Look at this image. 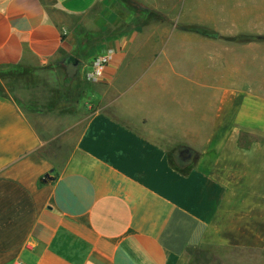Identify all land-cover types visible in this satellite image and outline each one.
<instances>
[{
  "label": "crops",
  "instance_id": "1",
  "mask_svg": "<svg viewBox=\"0 0 264 264\" xmlns=\"http://www.w3.org/2000/svg\"><path fill=\"white\" fill-rule=\"evenodd\" d=\"M263 15L264 0H0V67L66 69L59 89H82L61 114L0 97V264H189L201 248L264 264ZM83 29L114 52L97 83Z\"/></svg>",
  "mask_w": 264,
  "mask_h": 264
},
{
  "label": "rangeland",
  "instance_id": "2",
  "mask_svg": "<svg viewBox=\"0 0 264 264\" xmlns=\"http://www.w3.org/2000/svg\"><path fill=\"white\" fill-rule=\"evenodd\" d=\"M79 37V43L77 44V50L75 52L78 53V55L76 54L77 57L84 58L86 52H89V55L91 53V57L88 55V58H84L79 68L82 73H85L91 70L92 56L102 53V35L94 30L83 29ZM24 69H28L29 73L22 75L16 81L11 78L0 80V92L24 101L33 100L44 97L45 94L50 95L52 92L48 91L52 89L49 90V87L59 89L62 81H66V79L71 78L73 75L71 71L62 68H22L21 71ZM248 255L251 256L250 253L245 252L225 251L216 253L210 248H201L195 252L189 264H224V262L230 264Z\"/></svg>",
  "mask_w": 264,
  "mask_h": 264
},
{
  "label": "trees",
  "instance_id": "3",
  "mask_svg": "<svg viewBox=\"0 0 264 264\" xmlns=\"http://www.w3.org/2000/svg\"><path fill=\"white\" fill-rule=\"evenodd\" d=\"M144 16H145V20H148L149 18H155V19L159 18V15L156 13H145ZM189 31H194V32L200 31L202 35L207 36V37L216 38L219 36L218 34L208 29L194 28ZM22 68L23 67H13V68H5V67L1 68L0 67V80L11 78L14 81H16L20 79L19 77L29 73L28 69H24L21 71ZM4 70L5 71L7 70V72H5ZM49 90L51 91H48V92H52V93L50 95L45 94V96L41 98H35L33 100H28V101L20 100L18 98H13V99L14 101H16V103L18 104L20 108L28 112H40V113L57 112L58 114H61V113H69L71 110V106H72L71 102H77L81 100V97H82V89H76L75 87L73 88L71 87L68 89H61V90L53 89L49 87ZM0 97L9 98L10 96L6 95L5 93L0 92Z\"/></svg>",
  "mask_w": 264,
  "mask_h": 264
},
{
  "label": "built area",
  "instance_id": "4",
  "mask_svg": "<svg viewBox=\"0 0 264 264\" xmlns=\"http://www.w3.org/2000/svg\"><path fill=\"white\" fill-rule=\"evenodd\" d=\"M114 52L108 50L105 54L97 56L91 66V70L85 72L87 82L97 83L104 79L107 67L110 65Z\"/></svg>",
  "mask_w": 264,
  "mask_h": 264
},
{
  "label": "water",
  "instance_id": "5",
  "mask_svg": "<svg viewBox=\"0 0 264 264\" xmlns=\"http://www.w3.org/2000/svg\"><path fill=\"white\" fill-rule=\"evenodd\" d=\"M80 63H81V61L73 55L69 56L66 60V65H72L75 67L79 66ZM47 177L49 180L53 179L49 174L47 175Z\"/></svg>",
  "mask_w": 264,
  "mask_h": 264
},
{
  "label": "flooded vegetation",
  "instance_id": "6",
  "mask_svg": "<svg viewBox=\"0 0 264 264\" xmlns=\"http://www.w3.org/2000/svg\"><path fill=\"white\" fill-rule=\"evenodd\" d=\"M181 157H182V158H185L186 156H185V155L183 156V154H181Z\"/></svg>",
  "mask_w": 264,
  "mask_h": 264
}]
</instances>
